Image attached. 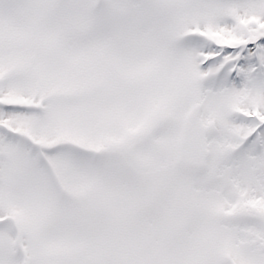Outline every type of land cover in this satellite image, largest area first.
I'll list each match as a JSON object with an SVG mask.
<instances>
[{"label": "snow or ice", "instance_id": "6c2138e0", "mask_svg": "<svg viewBox=\"0 0 264 264\" xmlns=\"http://www.w3.org/2000/svg\"><path fill=\"white\" fill-rule=\"evenodd\" d=\"M0 264H264V0H0Z\"/></svg>", "mask_w": 264, "mask_h": 264}]
</instances>
